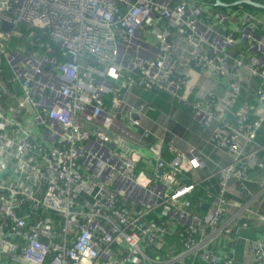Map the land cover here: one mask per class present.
I'll use <instances>...</instances> for the list:
<instances>
[{"label": "built area", "instance_id": "obj_1", "mask_svg": "<svg viewBox=\"0 0 264 264\" xmlns=\"http://www.w3.org/2000/svg\"><path fill=\"white\" fill-rule=\"evenodd\" d=\"M209 5L0 0V264L235 263L221 253L224 240L233 246L251 217L264 221L251 208L264 202V177L255 175L264 171V18L240 8L206 21ZM240 42L247 62L246 50L229 51ZM192 68L215 85L196 100L188 97ZM133 89L190 107L233 161L194 177L203 158L175 141L174 158L163 157L164 128L150 178L138 174L133 155L151 131L131 142L140 124L133 115L154 108L130 105ZM214 180L219 192L205 213L196 210L193 194L209 193ZM232 183L244 202L230 199ZM231 206L244 219L229 218ZM172 226L182 229V250L169 255L162 242ZM250 243L253 264H264V239Z\"/></svg>", "mask_w": 264, "mask_h": 264}, {"label": "crops", "instance_id": "obj_2", "mask_svg": "<svg viewBox=\"0 0 264 264\" xmlns=\"http://www.w3.org/2000/svg\"><path fill=\"white\" fill-rule=\"evenodd\" d=\"M222 1V0H221ZM227 3V2H222ZM228 4V3H227ZM189 80H190V89L188 90V97L192 100H196L199 96L205 95L206 89L215 90V85L210 83V79L206 78V75L201 74L199 69L192 68L188 70ZM222 93V88H217L216 92ZM128 103L135 107H139L141 104L147 106H153L154 109L151 111L148 110L143 117L137 116L134 120L140 121L139 127L134 128L135 137L131 142L135 143V140L140 136V131L143 129H148L151 131V135L146 137L145 143L143 146L137 148V154L141 157L140 164H142L141 174L144 177L150 178L151 168H153L154 157L156 155V150L159 147L158 138L163 136L164 128L168 129V133L172 131L169 126L174 129L172 133L175 134L176 144L179 150L183 153H187L190 148L195 147L202 152L203 156L207 158L206 168L203 172H199L196 176H204L210 171L215 169L214 167L218 164L227 165L233 161L232 155L226 151L213 150L212 147L207 146V141L211 136L212 129H207L206 131L198 130L196 122L189 116L188 110L185 107L180 106H171V99L169 95L166 94H156L149 92L147 94L139 92V90H132L131 94L128 96ZM127 119L120 118L118 122L119 125L125 123ZM125 126V125H124ZM126 126H128L126 124ZM116 132L120 131L116 128ZM167 133V134H168ZM177 134V136H176ZM156 138V140H153ZM158 140V141H157ZM161 152H163V157L167 160H172L174 154L168 150V146L164 143L160 146ZM261 159H264V155L259 156ZM255 175L259 178L264 177V171L257 170ZM212 182V181H211ZM213 182L210 183L212 186ZM234 183H232L233 192L230 194V199L235 201L244 202L239 196L236 195ZM252 190L257 193L260 189L258 184L251 185ZM211 188V187H210ZM197 193V191L195 192ZM194 195V194H193ZM251 208L260 209L264 213V202L261 197L256 198L251 202ZM228 217L233 218L238 221L242 217L244 219L245 213L241 212L240 209L236 206H231L228 212ZM242 219V220H243ZM249 228L239 230V234L242 236L238 242H235L230 245L228 240H224L223 248L221 253L224 254H233L235 257L234 264H253L252 258V249L251 243L253 240L264 239V221H261L258 217H251L249 219ZM167 249L170 252L171 249L166 245L163 246V252L167 253ZM196 264H201L196 262Z\"/></svg>", "mask_w": 264, "mask_h": 264}, {"label": "trees", "instance_id": "obj_3", "mask_svg": "<svg viewBox=\"0 0 264 264\" xmlns=\"http://www.w3.org/2000/svg\"><path fill=\"white\" fill-rule=\"evenodd\" d=\"M236 1L237 0H222V2H227L228 4H232V3L236 2ZM255 1H257V0H255ZM259 1H261V3H264V0H259ZM206 2L210 4L209 6L211 7V10H213V11H216V10H229V9L235 10V9H240L242 6L245 7V8L251 9V10L259 9V8H255L253 6L246 5V4L240 5V6H228V7H224V6H220L219 5V6L216 7V6L213 5V4L217 3L216 0H206ZM260 10H262V9H260ZM262 11H264V10H262ZM22 30L25 33V39H24L25 42L28 41V43H31V40H28V39H30L32 37V35H33L32 32L27 30L26 27H23ZM258 32L261 33V35L264 37V30L263 31H258ZM25 42L21 39V43L22 44L25 43ZM247 48H248V44L247 43L240 42V43L235 44L232 48H230L229 51L232 52V55L238 56L239 54H241L242 51H245ZM244 54H245V61L247 62L248 61L247 50L245 51ZM139 92L141 93V90H139ZM153 93H156V94L163 93V94L169 95V94H167L165 92H158L156 90L153 91ZM170 99H171V96H170ZM171 106L172 107L180 106V104L179 105H174L171 102ZM181 106L185 107L188 110L189 116H191V118L196 122L198 130L200 129V131L201 130L206 131L208 129V128L204 127V126H201V124L192 116V109L190 107L185 106V105H181ZM239 107H240V104L238 103V104H236L234 106V109L237 111ZM169 128L172 131L174 130L170 126H169ZM172 131H170L165 137L164 144L166 146H168L169 143L172 142V141H175V144H176V137H175V134L172 133ZM174 132H176V131L174 130ZM211 135H212V133H211ZM176 136H177V134H176ZM211 137L212 136H210V138L208 140L206 139L207 146L212 147L213 150H215V148H216V149H218V151H226V152H228L224 148H218L216 146V144L212 141ZM153 140H156V138H154ZM258 141H259V143L264 144V128L259 133ZM193 148H195V147H193ZM196 150H197V153L203 158L204 162L207 164V158L205 156H203L202 152L199 151L197 148H196ZM140 166L143 167L142 164H140V165L138 164V168H137L138 174L141 172ZM214 168L215 169H213L209 173H212L213 171H215L216 168H217V165ZM213 183L214 184H212V186L210 184H207L209 187H211V188H209V190H210L209 193L207 192L208 190H206L204 188H202L200 190H197V193H194V195L192 197V200H193V202L196 205V210H198V211L201 210L203 213H205L208 210V208L210 207L211 202L213 201V199L215 198V196L217 195V193L219 192V189H220L219 188V184H218V180H214ZM204 201L206 202L205 205L201 206ZM181 235H182V229L180 227L172 226L169 229V233L164 236L162 245L163 246L166 245V247L168 246L171 249L170 252L167 249V252H168L169 255L179 253L182 250V242L180 241ZM151 256L154 257L155 254H151ZM201 264H203V263H201Z\"/></svg>", "mask_w": 264, "mask_h": 264}, {"label": "rangeland", "instance_id": "obj_4", "mask_svg": "<svg viewBox=\"0 0 264 264\" xmlns=\"http://www.w3.org/2000/svg\"><path fill=\"white\" fill-rule=\"evenodd\" d=\"M257 2H261V1L257 0ZM241 8L245 12H249V13L255 15V16H258L260 18H264V11H262L260 9L251 10V9L245 8L243 6ZM215 17H216V12L215 11H213V10H206V12H205V20L206 21H209V20H211V19H213ZM2 100L3 99L0 98V102H2ZM216 150H218V149H216ZM133 158L136 159L140 163L141 157L138 154H134L133 155ZM140 168H142V167L140 166ZM151 254H153V253H150V255Z\"/></svg>", "mask_w": 264, "mask_h": 264}, {"label": "water", "instance_id": "obj_5", "mask_svg": "<svg viewBox=\"0 0 264 264\" xmlns=\"http://www.w3.org/2000/svg\"><path fill=\"white\" fill-rule=\"evenodd\" d=\"M218 4H220L221 6H224V7H228V6H240V5H250V6H253L255 8H259V9H262L264 10V3H261V2H257L255 0H238L232 4H225V3H222L221 0H216ZM134 118H137L136 115H134Z\"/></svg>", "mask_w": 264, "mask_h": 264}, {"label": "clouds", "instance_id": "obj_6", "mask_svg": "<svg viewBox=\"0 0 264 264\" xmlns=\"http://www.w3.org/2000/svg\"><path fill=\"white\" fill-rule=\"evenodd\" d=\"M238 1V0H237ZM225 4H227V3H225ZM221 6V5H220ZM136 115V114H135ZM133 117H134V115H133Z\"/></svg>", "mask_w": 264, "mask_h": 264}]
</instances>
